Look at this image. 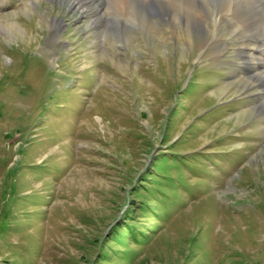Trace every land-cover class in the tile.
<instances>
[{"label":"rangeland","instance_id":"1","mask_svg":"<svg viewBox=\"0 0 264 264\" xmlns=\"http://www.w3.org/2000/svg\"><path fill=\"white\" fill-rule=\"evenodd\" d=\"M87 1L0 0V264H264V89L239 38L99 35Z\"/></svg>","mask_w":264,"mask_h":264},{"label":"bare ground","instance_id":"2","mask_svg":"<svg viewBox=\"0 0 264 264\" xmlns=\"http://www.w3.org/2000/svg\"><path fill=\"white\" fill-rule=\"evenodd\" d=\"M61 1L63 4H68L70 11H74L81 17L89 13L91 9L87 0ZM96 1L104 4V8L99 10V13L104 15L103 27L102 29L100 28L99 35L111 34L109 30L115 26L123 28L128 24L137 23L145 28L148 35L155 37L158 35V30H160L158 29L159 19L164 18L168 22L169 29L173 35L179 29L177 27L178 22H182L181 25L184 32L182 38L186 36L184 39L190 42L191 35H203L204 32L207 35L209 34L207 32L211 30L216 32L217 30L215 31L214 29H218L225 24L228 25V29L235 33L240 40L238 43L239 52L243 56H247L248 64L253 67L251 71L252 77H249V79L258 81L259 85L264 89V0ZM54 22L59 27L64 26V22L61 19H55ZM222 36L215 33L213 38L206 40L207 42H212L215 56H224V48L226 50L227 46H230L229 38ZM205 42L204 45L206 44Z\"/></svg>","mask_w":264,"mask_h":264}]
</instances>
